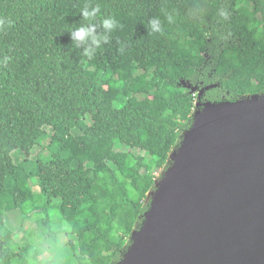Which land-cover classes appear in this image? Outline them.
Instances as JSON below:
<instances>
[{"label": "trees", "instance_id": "16d2710c", "mask_svg": "<svg viewBox=\"0 0 264 264\" xmlns=\"http://www.w3.org/2000/svg\"><path fill=\"white\" fill-rule=\"evenodd\" d=\"M85 4L98 33L103 17L122 25L91 57L70 35ZM251 95H264V0H0V166L23 157L0 183V264H57L58 232L67 263H118L197 101ZM14 211L39 242L25 219L9 227Z\"/></svg>", "mask_w": 264, "mask_h": 264}, {"label": "water", "instance_id": "95a60500", "mask_svg": "<svg viewBox=\"0 0 264 264\" xmlns=\"http://www.w3.org/2000/svg\"><path fill=\"white\" fill-rule=\"evenodd\" d=\"M193 119L116 264H264V95L197 101Z\"/></svg>", "mask_w": 264, "mask_h": 264}, {"label": "rangeland", "instance_id": "374dc122", "mask_svg": "<svg viewBox=\"0 0 264 264\" xmlns=\"http://www.w3.org/2000/svg\"><path fill=\"white\" fill-rule=\"evenodd\" d=\"M182 36H184V35L182 34ZM144 102L147 105V104H149L150 100L146 99V100H144ZM57 117L63 118V116L61 114H57ZM88 144H90V143L88 142ZM175 149H177V147H175L172 151H174ZM38 150H37V152H38ZM95 154H96L97 158L100 159L104 154V149L102 147L99 148L95 152ZM22 158L23 157L21 155L15 154V155H13V157H6L2 161L1 166H0V183H4V182L6 183L8 180H12V181L15 180V177L17 176V172H19V171L14 167V165L16 163H18L19 161H21ZM163 172H164V170H162L161 172H158L156 176L159 178L163 174ZM20 176H21V174H20ZM23 183L25 184L24 180H23ZM24 184H22V185L24 188H26V185H24ZM117 188H118V186H115V189H117ZM58 213L59 212L56 209H52L50 212L52 218L58 217ZM24 219H25V228L23 231L22 238L25 237L26 241L30 242V243L39 242L40 241V235H37V234H35L34 236L31 235V232L33 231L32 225L34 224V220H35L34 217H25L21 211H14V212H11L7 215L8 225L12 230L17 229L21 225V223L23 222ZM52 226H54V227L57 226L55 228H57V231H59L60 230L59 226H61V225H52ZM58 233H59L58 246L53 248L47 244L48 246L46 245V247H45V254H46L47 258L50 259L49 261H52L54 263L56 261L57 264H69L66 261V259H67L66 255L69 252L67 247H66L67 240L61 232H58ZM130 238L128 241L129 244H128L127 248L123 251L122 255L126 254L128 249L131 246L130 245V240H131Z\"/></svg>", "mask_w": 264, "mask_h": 264}, {"label": "clouds", "instance_id": "9594fccd", "mask_svg": "<svg viewBox=\"0 0 264 264\" xmlns=\"http://www.w3.org/2000/svg\"><path fill=\"white\" fill-rule=\"evenodd\" d=\"M100 14L99 6H92L91 4H85L81 9V16L85 23L74 28L70 35L71 39L77 43V45H86L84 49V55L91 57L95 49L101 48L102 45L109 43L108 33L113 32L118 27H122L115 16L103 17L100 19V26L103 31L97 32V24L95 23L97 17ZM168 22L171 23L172 17H167ZM150 32L159 33L162 31V24L158 18H153L148 21Z\"/></svg>", "mask_w": 264, "mask_h": 264}, {"label": "bare ground", "instance_id": "6f19581e", "mask_svg": "<svg viewBox=\"0 0 264 264\" xmlns=\"http://www.w3.org/2000/svg\"><path fill=\"white\" fill-rule=\"evenodd\" d=\"M247 98V97H246ZM260 100V98H257V97H254V98H250V99H248L247 101H250V102H254V101H259Z\"/></svg>", "mask_w": 264, "mask_h": 264}, {"label": "built area", "instance_id": "2783aa9c", "mask_svg": "<svg viewBox=\"0 0 264 264\" xmlns=\"http://www.w3.org/2000/svg\"><path fill=\"white\" fill-rule=\"evenodd\" d=\"M157 174V173H156Z\"/></svg>", "mask_w": 264, "mask_h": 264}]
</instances>
